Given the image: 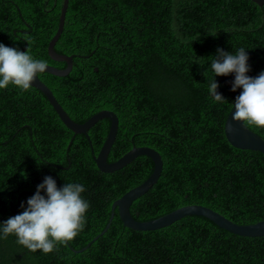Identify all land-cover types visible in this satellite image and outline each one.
<instances>
[{
	"label": "trees",
	"instance_id": "16d2710c",
	"mask_svg": "<svg viewBox=\"0 0 264 264\" xmlns=\"http://www.w3.org/2000/svg\"><path fill=\"white\" fill-rule=\"evenodd\" d=\"M63 0H0V43L28 51L63 69L47 53ZM244 48L250 77L264 72V5L250 0H69L54 50L72 56L70 73H38L76 123L109 110L118 118L107 157L114 162L132 147H150L162 159L156 184L130 206L137 221H150L187 205H202L230 221L264 220V157L233 148L225 120L242 89L235 75L216 76L217 49ZM218 83L226 101L209 94ZM245 126L264 140V128ZM102 119L74 134L44 95L9 84L0 89V229L27 207L51 176L57 187L79 183L89 203L82 231L51 253L31 252L15 235L0 238V264H264V236L231 234L200 216H186L155 231L123 226L111 204L153 171L147 156L112 173L98 170L97 155L109 131ZM46 195L45 192L41 193ZM24 207H21V205ZM2 237V231H0Z\"/></svg>",
	"mask_w": 264,
	"mask_h": 264
},
{
	"label": "clouds",
	"instance_id": "9594fccd",
	"mask_svg": "<svg viewBox=\"0 0 264 264\" xmlns=\"http://www.w3.org/2000/svg\"><path fill=\"white\" fill-rule=\"evenodd\" d=\"M248 59L244 48L235 54L217 49L211 67L215 77L235 75L231 88L233 92L242 89L235 98L232 120L264 128V72L256 77L248 76ZM47 67L46 61L33 58L27 50L21 51L0 43V89L12 84L21 90H28L37 74L46 71ZM218 87L215 79L210 81L209 94L217 102L226 101L218 93ZM84 191V186L79 183H66L58 188L56 181L46 176L37 186L35 194L28 198L24 211L2 223L0 238L15 235L17 243L31 252H53L57 244L72 241L83 230L89 208V203L81 196Z\"/></svg>",
	"mask_w": 264,
	"mask_h": 264
},
{
	"label": "water",
	"instance_id": "95a60500",
	"mask_svg": "<svg viewBox=\"0 0 264 264\" xmlns=\"http://www.w3.org/2000/svg\"><path fill=\"white\" fill-rule=\"evenodd\" d=\"M68 1L69 0H63L59 15V23H58L57 31L53 36V38L50 40L47 47L48 56L52 61L63 62L66 64V66L63 69H58L56 67L47 65L48 67L46 71H44V73L50 74L55 77H63L68 75L72 70V66H73L72 56H65L57 53L54 50V46L63 32ZM250 1H252L253 3H255L260 7L264 5V0H250ZM31 87L37 89L44 95V97L52 106L53 110L55 111L61 122L64 124V126L74 134H83L88 138V134H87L88 130L92 128L98 121L102 119H108L110 121L109 131L98 154L94 155L92 150L93 159L99 171L103 173L115 172L130 164L138 156H147L153 162V171L146 180H144L141 184L135 186L134 188L130 189L120 198L112 202L111 214L104 230L96 237H94L91 240V242H89L84 248L74 252L84 251L91 245L93 241H95L98 237H100L106 232L112 221L115 209L118 211V215L123 226L136 231H155L167 227L186 216H200L211 221L219 228L237 236L251 237V238L264 236V220L254 224L240 225L230 221L229 219L225 218L223 215L219 214L218 212L208 207L202 205H196V204L180 207L154 220H150V221L135 220L130 213V206L136 199H138L146 192H148L159 179L163 166L160 154L156 150L150 147L134 146L123 156H121L118 160L114 162H107L108 154L115 141L118 130V118L115 115V113L109 110H101L95 113L94 115H92L84 123H76L64 111V109L56 100L52 91L39 79L38 74L34 82L32 83ZM234 111L235 109L232 106L224 124V135L227 142L233 148L239 150L256 151L261 153L264 157V140L260 136L249 130L245 126L244 122L233 121L232 115Z\"/></svg>",
	"mask_w": 264,
	"mask_h": 264
},
{
	"label": "flooded vegetation",
	"instance_id": "af4514ba",
	"mask_svg": "<svg viewBox=\"0 0 264 264\" xmlns=\"http://www.w3.org/2000/svg\"><path fill=\"white\" fill-rule=\"evenodd\" d=\"M40 79V78H39ZM44 83V82H43ZM45 84V83H44ZM46 85V84H45Z\"/></svg>",
	"mask_w": 264,
	"mask_h": 264
}]
</instances>
